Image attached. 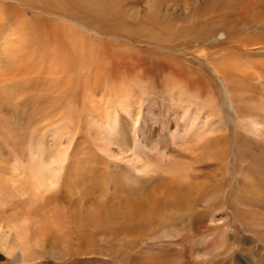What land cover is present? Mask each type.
I'll return each instance as SVG.
<instances>
[{"label":"rangeland","instance_id":"374dc122","mask_svg":"<svg viewBox=\"0 0 264 264\" xmlns=\"http://www.w3.org/2000/svg\"><path fill=\"white\" fill-rule=\"evenodd\" d=\"M47 1L0 0L11 26L41 37L5 61L0 166L18 159L26 179L31 164L50 161L55 176L28 215L31 197L9 186L0 214L42 228L41 255L0 254V264H264V82L254 70L243 79L218 69L227 53L232 63L264 62V26L232 30L231 18L229 32L216 24L215 34L181 37L191 15L256 14L264 0H88L94 11L112 8L102 24ZM152 8L168 27L150 30L171 41L117 27L138 17L149 28ZM91 48L103 62L87 68ZM178 169L189 200L160 186ZM145 198L154 221L142 228L132 204ZM129 208L133 222L123 218Z\"/></svg>","mask_w":264,"mask_h":264},{"label":"bare ground","instance_id":"6f19581e","mask_svg":"<svg viewBox=\"0 0 264 264\" xmlns=\"http://www.w3.org/2000/svg\"><path fill=\"white\" fill-rule=\"evenodd\" d=\"M56 1L59 0H52V1H47L45 2L46 4L50 5L49 3H52L53 5H56ZM62 2H65L64 7L67 10L70 11H75L77 13H80L81 16L83 17L82 19L84 21H88L92 24H102L103 19L106 18V14L111 12V9H106L104 11L99 10V12L94 11L92 9V6L88 4V0H60ZM219 1V0H218ZM217 1V3H218ZM216 2H214L215 4ZM213 5V3H212ZM211 5V6H212ZM209 5V7H211ZM212 9V8H211ZM209 12L208 8L205 9ZM101 11V12H100ZM204 12L196 15H191L188 22L189 25L191 24L192 26L189 28H183V34L181 37H186L189 32L196 31V33L190 35L195 39H200L203 38L204 34L202 32L205 31L206 27L209 28V31L207 32L210 35L215 34L217 31L214 30L216 29V24H219L217 26V29L219 31H223V28L221 27L223 24L227 26V31L229 32V27L231 26L230 19H234V25H232V30L234 27H239L238 25L241 24L243 21H245V24L249 26H256L257 22H262V26H264V12H257L256 14H251V13H240V15L237 17L234 16L233 13H225L226 15L219 14V15H209V13ZM211 11V10H210ZM227 11V10H226ZM213 12V11H212ZM216 13V12H215ZM214 13V14H215ZM217 14V13H216ZM234 16V17H233ZM117 17V16H116ZM100 18V21L98 22V19ZM134 18V17H133ZM138 17L133 19V26L132 29H128L125 26H118L119 29H123L128 31V34L131 33L136 37L137 40H139L141 37H146L147 39L153 40V41H160V40H170L172 39L169 38L170 34H167L166 36H163L155 31H152L150 29H153V27L156 28H161V27H168L167 20L165 18H161L159 15V12L156 11L155 9H149L147 16L145 18L146 23L148 24L149 28L143 29L141 28V25L138 23ZM236 21V22H235ZM12 18L7 17V13L5 12L3 7H0V107L3 104H6L7 102V92L5 89V75L6 71L5 68V61L7 58V63H8V58L11 59V55L14 56L15 52H20L19 49L25 48V46H28L29 44L39 41L41 37L38 35H33L32 37L29 34V29L25 27H19V26H11ZM98 22V23H97ZM194 24H192V23ZM195 22L197 24V27L195 25ZM223 22V23H222ZM146 23H144V26H147ZM222 23V24H220ZM185 24V23H184ZM166 25V26H165ZM127 28V29H126ZM196 28V29H195ZM163 29V28H162ZM225 30V28H224ZM237 30V29H235ZM216 31V32H215ZM226 31V30H225ZM226 31V32H227ZM36 34V32L34 31ZM77 34L76 32H74ZM206 33V34H207ZM15 34L17 35V40L15 43L9 42V36ZM209 37H212L210 36ZM206 37V36H205ZM31 39V42H30ZM51 37L48 36V40H50ZM259 39V38H258ZM260 39H264V35H261ZM75 42V41H74ZM73 42V43H74ZM247 43H250L249 41L246 40ZM253 43V42H252ZM9 48H11L13 51H11ZM94 48L89 49L87 53V57L85 60H83L82 64L86 65L87 68L95 63L103 62L101 55L99 54H93ZM55 50H49L50 54H54ZM107 55V54H106ZM45 56V54H44ZM108 56V55H107ZM69 58H72V55H68ZM225 57L227 58L226 60H221L218 63L219 66V73H224L226 76H230L231 74L238 73L243 79L249 78L251 75L255 74L252 70L256 71L258 75H260L261 80L264 82V62L260 61H253V62H248L244 61L241 63H236V62H229L228 57L230 55L227 53L225 54ZM225 57H221L224 59ZM92 59H96V61H91ZM106 58L104 57V61ZM104 64V63H103ZM96 65V64H95ZM216 65V64H215ZM52 65H48L47 69H51ZM263 69V70H260ZM100 71V70H99ZM41 72V71H40ZM19 74V73H18ZM102 73H98V75H101ZM240 79L239 81H236L238 84L239 83H244L245 81L243 79ZM21 82V81H20ZM233 84V83H232ZM235 84V83H234ZM237 85V84H236ZM237 89H240L237 88ZM20 90V87H19ZM239 100L235 99V104L237 106V110L240 109V105L238 103ZM239 105V106H238ZM235 107V106H234ZM211 110V109H210ZM235 110V111H237ZM211 111H209L210 114ZM247 110L245 111V113ZM3 117L1 119V124L3 123ZM1 154V153H0ZM29 160L31 158H28ZM18 159H15L12 165L7 167L6 169H2V166H0V201H6L5 199H8V197L11 196V194H6L7 190L9 189V186L12 184H15V190L18 192H21L23 194H29L30 199L27 200V202L24 204L26 209L28 210L27 215L31 212L32 209L29 210L33 204L36 202L40 201V195L42 193H46L49 191L51 188V185L55 183V176L52 175L51 173V162L49 161L48 164H46L44 161L42 162H34L35 164H31L28 170V175L27 178L24 179L23 175L24 172L22 171L17 163ZM31 162V161H30ZM4 168V167H3ZM143 169V168H141ZM145 169V167H144ZM23 178V179H22ZM186 178V174L181 170H177L175 173H171L169 175V178L166 180H163L160 182V186L166 187V189L169 192L173 193H181L182 197L185 198L186 200H189L191 197V194H194L195 192L191 193L193 190L192 186H185L184 184V179ZM196 190V189H195ZM127 198V197H126ZM189 198V199H188ZM136 202V201H135ZM138 204L134 206V202L132 204L133 207L136 209V218L145 216L146 220L144 224H142V228L148 227L147 223H152L154 220L150 219V216H153V214L149 213V202L145 198L144 201L139 199ZM136 202V203H137ZM165 202H162V205H165ZM175 204V203H174ZM173 203H170V201L167 202V206H172ZM135 210L132 208H129V216H123L124 219L134 221L136 218H131V215L133 214ZM126 215V214H125ZM24 216V215H22ZM95 215H91V217H94ZM149 217V218H148ZM154 217V216H153ZM151 217V218H153ZM110 218V217H109ZM30 220V219H29ZM32 221V220H31ZM156 222V221H155ZM154 222V223H155ZM4 228L7 229H12L15 228L17 230L16 237L13 239H10V234L6 235L1 233V230ZM42 232V228H40L37 225H30L28 221H26L24 218H15L14 220H11L9 218L4 217L3 215L0 214V254L6 257H15L17 253H19V257L21 259V263H27L32 260H36L37 256L39 255V250L38 247L40 245V239L38 235ZM41 255V253H40Z\"/></svg>","mask_w":264,"mask_h":264}]
</instances>
